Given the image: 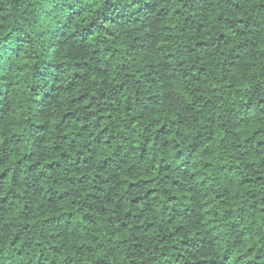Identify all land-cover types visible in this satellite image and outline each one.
<instances>
[{
	"label": "trees",
	"instance_id": "16d2710c",
	"mask_svg": "<svg viewBox=\"0 0 264 264\" xmlns=\"http://www.w3.org/2000/svg\"><path fill=\"white\" fill-rule=\"evenodd\" d=\"M0 264H264V0H0Z\"/></svg>",
	"mask_w": 264,
	"mask_h": 264
}]
</instances>
